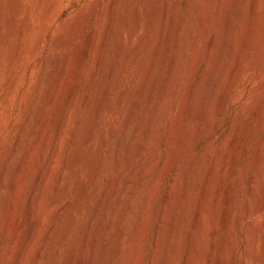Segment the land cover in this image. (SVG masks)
Segmentation results:
<instances>
[{
	"label": "rangeland",
	"instance_id": "rangeland-1",
	"mask_svg": "<svg viewBox=\"0 0 264 264\" xmlns=\"http://www.w3.org/2000/svg\"><path fill=\"white\" fill-rule=\"evenodd\" d=\"M176 1L174 0L172 3L174 4ZM196 1H199L200 9L196 11L193 17L195 20L192 19L189 39H187L185 45L186 52L181 56H175L176 52L169 44L168 37L174 28L171 16H169L168 24H165L167 27L165 26L166 30L164 29V37L162 36L163 38L160 41L159 48H161L156 53L155 58L150 59L158 37L159 15L150 16L149 0H115L116 10L114 16L110 14L109 10L112 4H115L114 0H0V264H9L8 259L14 257L16 251L12 252L14 247L17 248L21 240L27 237L30 228V220L28 215L26 216L29 193L34 189L35 177L45 169V162L47 163L50 149L53 148V142L56 139L57 123H59L63 116L62 113H65L66 109L72 111L69 116L70 119L68 118V121H71L69 123L71 126L68 125L70 127L67 129V133L73 134L75 132L78 140L74 145L66 136L67 139L62 142L63 150L61 149L62 152L58 161L60 165L58 164V167L54 169L56 174L53 171L52 177H48L50 179L55 176L54 180L47 178L48 180L46 179L44 184L47 187L44 186L41 189L42 191L45 189V193L42 192L43 197V194H41L38 210L40 209V215L44 216H41L43 223L40 226L41 228H38V232L36 230L35 238L37 240L30 247L32 251L28 250L25 264H27L26 262L29 264H78L79 248H81L87 226L109 186L107 178L109 151L107 147L113 139L111 132L113 129L117 130L120 127L124 113H126L131 98L134 96V90H137L140 85L143 74L145 76L149 71L151 72L147 77L148 81L146 79V86L144 84L143 91L140 94L146 92L138 97L141 103H139V106L142 108H139V118L135 120L134 126L142 124L140 120L147 118L146 116L153 106L157 107L165 101L167 109L165 108V114L163 112L164 118L161 117V120L156 123L158 127H153L151 130L153 132H150L145 139L144 143L148 147L144 154L132 156L130 160H127L125 154L127 150L124 149H128L132 133L126 131L123 138L125 143L122 146L120 161L123 160L122 163L127 169L137 168L148 158L154 160V164L149 168L145 177L139 180L144 183V188H140L143 190L142 204L140 203L141 205L137 210V221L133 223L127 236L131 237V234L139 233L140 230L138 238L140 242L137 241L130 247L131 251L128 253L130 254L128 255V261L129 259L130 261L127 264H151L154 234H156L163 212H166L167 215L163 222L166 221L167 223H162L164 234L161 235L165 236L167 233L168 236H165V238L169 239L174 228H177V236L179 237L176 238L178 243L176 245L180 248L176 249L178 248L176 246L175 251L173 250L169 256L163 254L162 250L159 251L155 264H165L166 259L169 257L168 264H182V257L187 247L188 233L194 220L197 202L205 177L214 163H216V169L212 173L213 176L210 182L212 187H210V192L212 194L206 201L204 210L205 217L203 220L205 222L203 221V223L206 225L203 224L199 227L200 229L197 231L199 234L193 240L194 246L198 247L201 244V252L200 250L195 252L192 264H207L211 257L220 258L218 264H249L251 260L259 256L260 245L251 250H247L245 246L244 235L248 222L244 220L242 210L247 200L248 180L253 175L258 176L259 182L255 189V197L252 201L254 203L252 204L255 207L259 206V208L264 205V162L260 166H255L254 161H252L253 153L262 144L264 137V88L255 98H251V96L239 100L238 94L245 87L248 89L249 84L252 87L264 82V76L256 82V72L252 75H245L247 74L246 71H249V68L255 65L256 60L261 63V69L264 70V15L260 17L261 20L258 18L259 20L256 21L255 19V22L252 23L248 7L249 0H244L241 7L237 11L235 10L236 12L230 13V17L232 16L230 19L234 27L230 36L231 47L226 48L228 50L224 58L214 57L217 58L214 60L213 57L210 59L207 55V47L212 36L219 29L223 1ZM203 6L207 7L206 12L208 13L206 16L208 18H205L204 29L200 34L197 20ZM135 12L136 15L138 14L137 27H135ZM224 31L222 34L224 37L221 35L224 40L218 38L221 40V42L218 40L219 44L216 40L213 53L218 48L217 45H220L219 50L224 47V42L228 38L227 30L224 29ZM196 34L199 36L198 38H195ZM169 57L173 59H168ZM170 60L173 62L174 68L181 65L178 66V68L180 67L179 70L175 68L179 73L177 74L179 80L173 92L160 94L156 90V84H158L161 73L163 74L162 71H165V69H162L166 68L165 65ZM234 61L237 62L234 63ZM200 64H203L204 69L200 76L198 88L195 90L194 101L190 104L186 99V91L188 90L186 88H188L187 84L189 86V81L195 77L197 68L201 66ZM98 66H100V69ZM193 67H195L194 70ZM234 67H236L237 72L241 71V74L237 73ZM111 70L116 71L113 75L114 78ZM72 72H75V74ZM233 72L234 74L237 73V76L239 74L241 76L239 77L246 82L231 93L225 111L221 115H216L214 109L217 107L221 88H224ZM212 75L218 76H216V88L213 91L211 103L208 105L213 112L211 116L209 114L207 117L209 121L206 124L204 133H201L200 139H196V136H194L198 132V112H195L198 103L196 105V102H198V96L200 95L199 91ZM170 77L171 74L168 78L170 79ZM108 86L112 89L109 91L108 98L104 100L102 94ZM92 91H94L93 99L88 110L85 111L83 104ZM71 95L73 97L70 101L69 97ZM156 96H158L157 99H155ZM65 98L68 100L66 103L71 107L65 103ZM185 101L187 102L185 103ZM70 102H73L74 109ZM185 105L189 107L187 108ZM63 106H65L64 109ZM99 109L100 116L97 125H94V116ZM182 109L186 116V125H189L186 126V131H183L180 121L179 110ZM174 117L175 119H173ZM41 119L43 120L44 130L42 145L36 151V157L31 156L33 158L30 157L31 159L29 158L27 163H22L23 153L36 132ZM80 122H83L82 127L79 125ZM216 125L219 126V130L212 135V129ZM83 137L89 138L88 143L85 145L80 140ZM74 147L78 149V153L76 152L77 160L73 163L74 165L69 166L67 164L68 166H65L69 150ZM14 150L18 153L14 163L9 165L11 176L13 175L10 176L11 181L9 182L11 183H9L2 180V174ZM201 152L204 153L203 158L200 166L196 167L197 172L191 180L193 183L191 184V190L183 196L184 183L181 181L187 173V168L188 171L190 170L191 166L189 164H192V160L198 157ZM57 170L58 172H56ZM14 171L16 174H14ZM63 173L66 177V185L58 195L55 189H57L59 178L64 175ZM131 174L132 172L129 173V176ZM173 179L178 180V187L171 188ZM217 181L218 183H216ZM11 184L12 189L9 187ZM131 185V182L120 185L121 190L119 189L118 195L116 194V201L114 203L111 201V205L108 204V208L106 207L108 209L105 210L107 217L104 215L102 224L104 230L101 227L95 231L97 240L102 239L105 233L107 235L108 232L106 231H108L109 224L112 222L110 221L112 219L108 218L113 216L112 212L114 207L118 205V199ZM225 189L229 191L230 199L227 200L228 202L221 199ZM166 196L168 197L167 201H165ZM11 198L14 200V211H12L13 214L10 215L9 220L11 227H7L10 230L3 231L7 203ZM173 201H177L175 207H173ZM63 205L66 206V210L59 215V211L64 207ZM164 208L165 210L162 212ZM168 213L171 214L170 219ZM12 215H14L13 218ZM175 216L178 219H174ZM166 219H169V223ZM252 221L258 228L264 226V206H261L260 214ZM44 223L45 225H43ZM53 225L55 226L54 234L50 238L44 239L43 242L45 236L42 235H46L48 228ZM8 230L10 233L13 230L15 234L14 232L10 234ZM260 233L257 239L259 243L264 237V232ZM41 239L42 241H40ZM44 247L46 248L44 255H42V258H37L38 252ZM92 247L93 251L91 250L89 264H105L108 261H115L119 256L120 247L118 244L116 245L117 252L112 256L113 258L108 251L105 253L106 249L101 251L97 249V245H92ZM151 249L153 250L151 251ZM160 257L162 258L160 259ZM10 260L12 261V258ZM162 261L165 262L162 263ZM252 264L256 263L253 262Z\"/></svg>",
	"mask_w": 264,
	"mask_h": 264
},
{
	"label": "bare ground",
	"instance_id": "bare-ground-1",
	"mask_svg": "<svg viewBox=\"0 0 264 264\" xmlns=\"http://www.w3.org/2000/svg\"><path fill=\"white\" fill-rule=\"evenodd\" d=\"M119 1V0H118ZM172 1L174 0H149V13H150V16L153 17V16H156V15H159V27H158V37L155 41V44H154V50L153 52L151 53V58L150 59H154L155 56H156V53L158 52V50L161 48H159L160 46V41H161V38H163L164 36V29L166 30V23L167 21H169V16H171V22L173 23V31L171 32V34L169 35L168 39H169V44L171 45L172 49L176 52V55L175 56H181L182 54H184V52H186L185 50V45H186V41L187 39H189V33L191 31V25H192V19L196 13V11L198 9H200V3L199 1H196V0H191L190 2H188L189 0H177L174 4L172 3ZM223 4H222V7H221V12H220V20H219V29L218 31L216 32V34L214 36H212V39L208 45V53L207 55L209 56L210 59H212V57H217L218 59H222L224 58V55L227 53V50L226 48L228 47H231V39H230V36L231 34L233 33V24L231 22V17H230V13L232 12H236L238 8L241 7L242 5V2L244 0H222ZM114 3H115V0H114ZM208 5V4H207ZM98 6V5H97ZM121 6V5H120ZM119 6V7H120ZM243 7V6H242ZM249 12H250V16H251V22L253 23V21L255 22V19L257 21V19L264 15V0H249ZM118 8V7H117ZM159 8H160V13H159ZM206 6L204 7H201V13H200V17L199 19L197 20L198 22V30L201 34V31H203L204 29V23H205V18L207 17V13L206 12ZM109 9V8H108ZM110 10V14L112 16H114L115 14V10H116V3L113 5L112 4V7L109 9ZM236 10V11H235ZM240 10V9H239ZM117 12V11H116ZM233 14V13H232ZM119 15V14H118ZM138 15V14H137ZM137 15H136V12L134 14V17H135V27L138 26V18H137ZM242 15V14H241ZM117 17V16H116ZM208 18V17H207ZM206 18V19H207ZM114 19V18H113ZM258 19V20H259ZM195 20V19H193ZM261 20V19H260ZM106 21V20H105ZM116 21V20H115ZM233 21V20H232ZM110 22V21H109ZM245 22V21H244ZM251 23V24H252ZM168 24V23H167ZM114 25V24H113ZM108 26V25H106ZM166 26V27H165ZM180 26H182L180 28ZM244 27V26H243ZM252 28V27H251ZM108 29V28H107ZM136 29V28H135ZM181 29V30H179ZM227 30V33H228V38L226 39V41L224 42V47L219 50V47L220 45H217V49L215 51V53H213V49H214V45H215V42L217 40V43L219 44L221 42V40L223 38H221V35L223 34L224 31ZM111 30V29H110ZM258 30V29H257ZM236 31V30H235ZM179 32V33H178ZM260 32V31H259ZM131 33V32H130ZM226 33V34H227ZM252 33V32H251ZM108 34V32H107ZM110 35V34H109ZM197 35V34H196ZM112 36V35H111ZM132 36V34H131ZM163 36V37H162ZM223 36V35H222ZM245 36V35H244ZM63 37V36H62ZM94 37V36H93ZM195 37V36H194ZM199 36L197 35L195 38H198ZM224 37V36H223ZM227 37V36H226ZM66 38V37H65ZM95 38V37H94ZM217 38V39H216ZM218 38H220L221 40H219ZM245 38V37H244ZM247 38V37H246ZM93 39V38H92ZM110 39V38H109ZM65 40V39H63ZM218 40L220 42H218ZM224 40V39H223ZM222 40V41H223ZM94 42V41H92ZM245 42V40H244ZM250 42V41H249ZM248 42V43H249ZM162 43V42H161ZM189 44V43H188ZM162 45V44H161ZM246 46V45H245ZM172 50V51H173ZM160 52V51H159ZM246 52V51H245ZM264 53V52H263ZM262 53V54H263ZM160 54V53H159ZM261 54V53H260ZM261 54V55H262ZM216 55V56H215ZM160 56V55H159ZM163 56V55H162ZM264 56V55H263ZM198 57V56H196ZM243 57V56H242ZM262 57V56H261ZM216 58V59H217ZM149 59V60H150ZM168 59H173L172 57H169ZM196 60V58H194ZM192 59V60H194ZM214 58V60H216ZM259 59H260V56H259ZM55 60V59H54ZM102 60V59H100ZM194 60V61H195ZM198 60V59H197ZM208 60V59H207ZM179 61V60H178ZM181 61V60H180ZM102 62V61H101ZM183 62V61H182ZM197 62V61H196ZM218 62V61H217ZM237 62V61H236ZM234 61V63H236ZM257 62V60H256ZM254 62L255 65L251 68H249L250 70L249 71H246L247 74L245 75H252L253 73L256 72V75H255V80L256 82L261 80V78L264 76V70L261 69V63L260 62ZM263 62V61H262ZM99 63V61H98ZM97 63V64H98ZM202 63V62H201ZM208 63V62H207ZM220 63V62H219ZM218 63V64H219ZM228 63V62H227ZM55 64V63H54ZM112 64V63H111ZM153 64V63H152ZM177 64V63H176ZM192 64V63H191ZM194 64V63H193ZM213 64V63H212ZM71 65V64H70ZM100 66H102L101 64H99ZM178 65V64H177ZM195 65V64H194ZM201 65V64H200ZM203 65V64H202ZM199 66L197 68V72L195 73V77L193 79H191L189 82V86L187 84V87L186 88V93H187V101L192 104V102L194 101V94H195V90L198 88V85H199V80H200V76L203 72V66ZM208 65V64H207ZM205 65V66H207ZM55 66V65H54ZM98 66V68L100 67ZM178 66H181V65H178ZM178 66H176L175 68L177 70H179ZM196 66V65H195ZM210 66V65H209ZM87 67V66H86ZM166 68H163L162 70L165 69V71H162L163 74L161 73V76L160 78L157 80L158 84H156V90L157 92H159L160 94L161 93H170V92H173L174 91V87H176V84L179 80V73H177V70L174 68L173 66V62L170 60L168 61V63L165 65ZM173 67V68H172ZM192 67V66H191ZM212 67V66H211ZM215 67V66H214ZM238 67V66H237ZM242 67V66H241ZM153 68V67H152ZM195 67H193L192 69L194 70ZM236 72H237V69L236 67H234ZM100 69V68H99ZM103 69V68H102ZM112 69V68H111ZM74 70V69H73ZM114 70V68H113ZM234 70V71H235ZM95 71V70H94ZM112 71V70H111ZM113 72V71H112ZM116 72V71H114ZM112 73V76L115 75V73ZM151 71H149L145 76L143 74V79L141 80V83H139L140 85L138 86L137 90H134V96L133 98H131V101H130V104L127 108V111L126 113H124V116L122 118V122L120 124V127L116 130V129H113L112 132H111V135L113 137L112 141L110 142V144L108 145L107 149L109 151V156H108V160H109V169H108V182H109V186L107 187V190L106 192L103 194L102 196V199L100 201V203L98 204V207L95 211V213L93 214L94 216H92L91 218V221L90 223L88 224L87 226V229H86V233H85V236H84V239H83V242H82V245H81V248H79L80 252H79V260H78V264H89V261H90V258H91V250H92V245L95 246L97 245V249L103 251L104 249H106V252L108 251V253L111 255V257L113 255H115V253L117 252V249H116V245L118 244L119 245V256L118 258L115 260V261H108L106 262L105 264H127L129 261H128V254L131 250H130V247L135 244L139 238V233L141 232L139 230V233L136 232L134 233L133 235L131 234V237H128L127 234L130 232L129 230L132 228L131 226L133 225L134 222H136L137 218H136V215H137V210L139 209V206L142 204L141 203V198H142V193H143V190L140 189L141 187L144 188V183L140 182L139 180L142 178V177H145V174L148 172L149 168L152 167V165L154 164V160L152 159H145L146 161H144V163L140 164V166H138L137 168L135 169H127V167L124 166V163H122V161H120V154L122 153V146H123V143H125V141L123 140V138L125 137V134H126V131L127 132H131V138H130V145L128 144V149H124V150H127V153L125 152L126 154V159L127 160H130V158L132 156H137V155H140V154H144V152H146V149H147V145H145L144 141L145 139L148 137L149 133L150 132H153L151 131L153 129V127H158L157 126V122L161 120V117L164 118L163 116V112L165 114V108H166V102L163 101L160 105H158L157 107H154L153 108H150L149 110V113L148 115L146 116L147 118L145 120H140L142 121V124L140 123L139 126H134V123H135V120H137L139 117V108L141 106H139V95H142L140 94L141 91H143V88H144V84L146 86V79L147 77L149 76ZM179 72V71H178ZM193 72V71H192ZM239 72V71H238ZM237 72V73H238ZM241 72V71H240ZM239 72V74H241ZM73 73V72H72ZM77 73V72H76ZM209 73V72H208ZM217 73H219L217 71ZM237 73L231 75L230 79L228 80V82L226 83V85L224 86V88L222 87V91L220 92V96L218 97V103H217V107L216 109H214V114L216 115H221L226 107H227V104H228V100H229V96L231 95V93L238 87L240 88L242 86V84L244 82H246L245 80H242L240 77V75L238 74V76L236 75ZM47 74V73H46ZM67 74V72H66ZM75 74V72L73 73ZM102 74V73H101ZM171 74V77L170 79L168 78L169 75ZM210 74V73H209ZM215 74V73H214ZM68 75V74H67ZM70 75V74H69ZM45 76V75H44ZM75 76V75H74ZM99 76V75H98ZM101 76V75H100ZM111 76V77H112ZM118 76V75H117ZM207 76V75H206ZM211 76V74H210ZM216 76L217 75H212V77L208 78L207 82L201 85H203L201 91H199L200 95L198 96V102H196V105L198 103V106L196 107L197 108V111L195 110V112H198L197 113V135H194L196 136V139L200 137L201 133L203 132L204 133V129L206 127V124L208 123V115L210 114L211 116V113L213 111H211V107L209 108V103L210 100H211V97H212V94H213V91L215 90V82H216ZM240 76V77H239ZM43 77V76H42ZM81 77V76H80ZM115 76H113L114 78ZM193 77V76H192ZM218 77V76H217ZM247 77V76H245ZM117 78V77H116ZM206 78V77H204ZM244 78V77H242ZM26 79H27V75H26ZM49 79V78H48ZM94 79V78H93ZM150 79V78H149ZM72 80V79H71ZM64 81V80H63ZM80 81V80H79ZM115 81V80H114ZM148 81V79H147ZM204 81V80H203ZM70 82V80H69ZM156 82V81H155ZM226 82V81H225ZM76 83V81H75ZM80 84V83H79ZM104 84V83H103ZM224 84V83H223ZM61 85V84H60ZM114 85V84H112ZM148 85V84H147ZM150 85V84H149ZM148 85V86H149ZM217 86V85H216ZM264 88V82L263 83H258L256 84L255 86H250L249 84V88L246 89V87L244 89H242L241 91H239V94H238V99L241 100V99H245V98H248V97H251V98H255L257 97L260 92L262 91V89ZM109 86L104 90L103 94H102V99L106 100L108 98V95L110 94L109 91H111ZM155 90V91H156ZM76 91V90H75ZM52 92V90H51ZM60 92V91H59ZM67 92V91H66ZM22 93V91H21ZM62 93V92H61ZM64 93V92H63ZM156 93V92H155ZM154 93V94H155ZM20 94V92H19ZM67 94V93H66ZM65 94V95H66ZM73 94V93H72ZM68 95H69V92H68ZM147 95V94H145ZM157 95V94H155ZM51 96V95H50ZM75 96V95H74ZM93 96H94V91H92L90 93V95L87 97L88 99L85 100V105L83 104V106L85 107V111L88 110L89 108V104L91 102V100L93 99ZM148 96V95H147ZM146 96V97H147ZM52 97V96H51ZM62 97V96H61ZM69 97V96H68ZM71 97H73L72 95L69 97L70 98V101H71ZM142 97V96H141ZM145 97V96H144ZM77 98V96H76ZM153 98V97H152ZM158 96H156L155 99H157ZM50 99V98H49ZM147 99V98H146ZM151 99V98H150ZM149 99V100H150ZM185 99V100H186ZM56 100V99H55ZM61 100V99H60ZM73 100V98H72ZM74 100H75V97H74ZM103 100V102H104ZM144 100V99H143ZM182 100V99H181ZM66 98H65V103H66ZM147 101V100H145ZM185 101V103L187 102ZM197 101V99H196ZM213 101V100H212ZM169 102V101H167ZM61 103H62V100H61ZM71 103V102H70ZM73 103V102H72ZM71 103V105H72ZM38 104V103H37ZM67 105H69L68 103H66ZM141 104V103H140ZM181 104V103H180ZM188 104V103H187ZM186 104V105H187ZM75 105V104H74ZM185 105V106H186ZM70 106V105H69ZM73 106V105H72ZM193 106V105H192ZM211 106V105H210ZM65 106H63V109H64ZM71 107V106H70ZM182 107V106H181ZM187 107V106H186ZM189 107V106H188ZM187 107V108H188ZM69 108V107H68ZM73 109L75 108L74 106L72 107ZM142 108V107H141ZM215 108V107H214ZM70 109V108H69ZM167 109V108H166ZM180 109V108H179ZM185 109V108H184ZM53 110V109H52ZM72 110V109H70ZM34 111V110H33ZM56 111V110H55ZM54 111V112H55ZM64 111V110H63ZM180 111V121H181V126H182V129L183 131H186L185 128L186 126V116L184 115L183 113V109L182 110H179ZM72 111H69L68 109L65 110V113H62L63 116L62 118L60 119L59 123L58 124V131H57V135H56V139L55 142H53L54 146L50 152V155H49V158L47 160V163L45 162V169L43 172H40L38 174L37 177H35L36 180L35 181V185H34V189L31 191V193H29V197H28V207L26 208L27 209V213H26V216L28 215L29 217V220H30V228H29V231L27 233V237L23 240H21V242L19 243L20 245L16 248L14 247H11L13 249L12 252H14V257H11L12 258V261L10 260L11 258H7L9 262V264H25V258H26V255L28 253V250H30V247L33 245V243L35 242V240H37L35 237H36V230L38 232V228L41 226V224L43 223V218L44 216L40 215L39 211L40 209L38 210L39 206H40V201H41V194H43L42 192L45 191V189L42 191L41 189L45 186V182H46V179L51 176L52 177V173L55 169V167L57 168L58 167V164L60 165V163H58L59 161V157L61 155V149H62V142L68 138V140H70L74 145L76 144L77 142V138L76 137L77 135H75V132L73 134H69L67 133V129L71 126L69 123L71 121H68V118L70 116V113ZM52 113V112H51ZM187 113V112H186ZM189 113V112H188ZM147 114V113H146ZM72 115V114H71ZM84 115V114H83ZM100 116V109L96 112L95 116H94V125H97V121H98V118ZM189 116V115H188ZM209 116V117H210ZM145 118V117H144ZM143 118V119H144ZM70 119V118H69ZM85 119V118H84ZM175 119V117L173 118ZM213 119V117H212ZM264 119V118H263ZM83 120V119H82ZM81 120V121H82ZM86 120V119H85ZM163 120V119H162ZM88 121V120H87ZM81 124V127H82V124L83 122H80ZM84 123H87V122H84ZM27 124V123H26ZM160 124V123H159ZM30 125V124H29ZM45 125V124H44ZM68 125H70L68 127ZM171 125V124H170ZM26 126V125H25ZM189 126V125H188ZM37 130L36 132L33 134L32 136V139L30 141V143L28 144V146L26 147L25 151H24V155H23V158L22 159V163H27V160L33 156V157H36L35 153L36 151L39 149V147L42 145V142H43V120L41 119L40 120V123H39V126H37ZM57 127V126H56ZM78 127V125H77ZM87 127V126H86ZM85 127V128H86ZM32 128V127H31ZM93 128V127H92ZM95 128V127H94ZM93 128V129H94ZM179 128V127H178ZM81 129V128H80ZM92 129V130H93ZM175 129V128H174ZM32 130V129H31ZM34 130V129H33ZM79 130V129H77ZM82 130V129H81ZM219 130V126L216 125L214 126V128L212 129V135L215 134L217 131ZM66 131V132H65ZM171 131V130H170ZM174 131V130H173ZM177 131V130H176ZM189 131V130H188ZM24 132V131H23ZM69 132V130H68ZM73 132V131H72ZM78 133V131H76ZM92 132V131H91ZM190 132V131H189ZM196 132V131H195ZM194 132V133H195ZM25 133V132H24ZM68 135H67V134ZM176 133V132H175ZM31 134V133H30ZM128 134V133H127ZM181 134V133H180ZM23 136V135H22ZM67 136V138H66ZM81 137V135H79ZM83 136V135H82ZM89 136V135H88ZM91 136V135H90ZM28 137V136H27ZM152 137V136H151ZM154 137V136H153ZM161 137V136H160ZM175 137V136H174ZM204 138V137H203ZM127 139V138H126ZM155 139V138H154ZM174 139V138H173ZM200 139V138H199ZM24 140V139H23ZM27 140V138H26ZM81 140V143L83 145L87 144L88 141H89V138L88 137H83L82 139L80 138ZM79 140V142H80ZM158 140V139H157ZM189 140V139H188ZM128 141V140H127ZM150 141V140H149ZM175 141V140H174ZM187 141V140H186ZM195 141V140H194ZM193 141V142H194ZM152 142V141H151ZM19 143V142H18ZM150 143V142H148ZM186 143V142H185ZM17 144V143H16ZM196 144V143H195ZM222 144V143H221ZM22 145V144H21ZM73 145V146H74ZM125 145V144H124ZM151 145V143L149 144ZM184 145V144H183ZM19 146V145H17ZM160 146V145H159ZM180 146V145H179ZM189 146V145H188ZM209 146V145H208ZM150 147V146H149ZM127 148V147H126ZM151 148V147H150ZM178 148V147H177ZM174 149V148H173ZM18 150V149H17ZM63 150V149H62ZM263 150H264V137H263V142L261 145H259L255 152L253 153V160L254 161L253 163H255L254 165L257 166V165H261L263 164L264 162V157H263ZM70 152L67 154L68 157H67V161H66V164L65 166L68 164L69 166L72 165L73 163H75V161L77 160V154L76 152L78 151V149H76L75 147L71 150H69ZM17 153L18 151H13L12 152V155H11V158L9 160V163L7 164L5 170L3 171V174H2V180L5 181V182H9L11 181L10 179V176H11V173H10V168H9V165L13 164L14 161H15V158L17 156ZM78 153V152H77ZM200 153V152H199ZM203 152H201V154L196 157L194 160H192V164H189L190 166V170L188 171V168H187V173H185L184 177H183V180L181 182L184 183V191H182V195H186V193H188L190 190H191V184L192 183V179L194 178V174L197 172L196 170V167H199L200 166V162L202 161V158H203ZM158 155V154H157ZM184 155V154H183ZM97 156V155H96ZM125 156V155H124ZM172 156V155H171ZM180 156V155H179ZM182 156V154H181ZM196 156V155H195ZM31 157V158H33ZM30 158V159H31ZM62 158V157H61ZM19 159V160H21ZM205 159V158H204ZM66 160V159H65ZM181 160V159H180ZM61 161V160H60ZM63 161V160H62ZM125 161V160H124ZM217 161V160H216ZM142 162V161H141ZM180 162V161H179ZM19 163V162H18ZM21 163V162H20ZM128 163V162H127ZM168 163V162H167ZM191 163V162H190ZM219 163V162H217ZM93 164V163H92ZM170 164V163H169ZM21 165V164H20ZM61 165H62V162H61ZM67 165V166H68ZM74 165V164H73ZM177 165V164H176ZM219 165V164H218ZM253 165V167H254ZM92 166V165H91ZM95 166V165H94ZM21 167V166H20ZM19 167V168H20ZM134 167V166H133ZM176 167V166H175ZM30 168V167H29ZM62 168V167H60ZM95 168V167H94ZM93 168V169H94ZM174 168V167H173ZM234 168V167H233ZM92 169V167H91ZM186 169V168H185ZM216 169V163L213 164V166L211 167V169L208 171L206 177H205V181H204V185H203V188H202V191H201V194L199 196V199H198V202H197V206H196V209H195V216H194V220H193V223L191 225V228H190V231L188 233V243L187 244V247L185 249V253L183 255V259H182V264H192L193 262V257H194V254L197 250H200L201 249V244L200 246L199 245V242H198V247H196V245L194 246V239L197 238V234H199V232L197 233V231H199V227L201 225H206L205 223H203V221L205 222L204 219V210H205V203L206 201L211 197L210 194H212L210 192V182H211V177L213 176V172L214 170ZM261 169V168H260ZM92 171V170H91ZM17 172V171H16ZM58 172V170L56 171ZM132 172L131 176H129V173ZM186 172V170H185ZM55 173V171H54ZM53 173V174H54ZM92 173V172H91ZM162 173V172H161ZM227 173V172H226ZM14 174L15 171H14ZM26 174V173H25ZM24 174V175H25ZM56 174V173H55ZM64 174V173H63ZM92 175V174H90ZM13 176V175H12ZM11 176V177H12ZM15 176V175H14ZM29 176V175H28ZM176 176V175H175ZM22 177V176H21ZM54 177L53 178H50V179H53L54 180ZM92 177V176H90ZM215 177V176H214ZM225 177V176H224ZM14 178V177H13ZM26 178V177H25ZM176 178V177H174ZM49 179V178H48ZM47 179V180H48ZM49 179V180H50ZM150 179V178H149ZM233 179V178H232ZM52 180V182H53ZM224 180V179H223ZM56 181V180H55ZM151 181V179H150ZM161 181V180H160ZM13 182V181H12ZM21 182V181H20ZM58 187L57 189H55L54 191L58 193H61V191L64 190L65 188V185H66V177H65V174L64 175H61V177L59 178V181H58ZM125 182H131L132 185L127 189L125 190L123 193H122V196L118 199V205L114 207L113 209V218H108V219H112L110 221H112L109 225V229L106 235L105 233V236L100 239V240H97L96 237H95V231L97 229H100L102 227V224H103V217H105V210L108 208L107 206L111 205V201H113V203L116 201V194L118 191L121 190L120 188V185L124 184ZM148 182V181H147ZM258 176L256 175H253L249 178L248 180V185H247V200H246V203L244 204V207H243V210H242V215H243V218L245 221H247L248 223L246 224L247 227H246V231H245V246L247 248V250H251V249H256L258 245H260V248H261V251L259 253V256L254 260H251V262H249V264H252L253 262L256 263V264H264V237H262L260 243L258 242V237L260 236V232H264V226H261L260 228L256 227L255 224L253 223V218H255L258 214H260L261 212V206H264V205H261L260 208L259 206L258 207H255L254 202H252L254 200V197H255V189L257 188V185H258ZM11 183V182H9ZM54 183V182H53ZM146 183V182H145ZM170 183V182H169ZM218 183V181L216 182ZM180 184V183H179ZM15 185V184H14ZM47 185V183H46ZM171 188L172 187H178V180L177 179H173L171 181ZM182 185V184H181ZM224 185V184H223ZM232 185V184H231ZM22 186V185H21ZM11 189L13 188L12 184L11 186ZM15 187V186H14ZM47 187V186H45ZM49 187V186H48ZM18 188V187H17ZM20 188V187H19ZM153 188V187H152ZM212 188V187H211ZM214 188V187H213ZM217 188V187H216ZM10 189V190H11ZM16 189V188H15ZM14 189V190H15ZM120 189V190H119ZM183 189V188H182ZM180 189V190H182ZM228 189V188H227ZM171 190V189H170ZM179 190V191H180ZM229 190V189H228ZM225 189V191L223 192V196H221L222 200H224L225 202L230 199L229 197V191ZM193 191V190H192ZM15 192V191H14ZM12 193V192H11ZM45 193V192H44ZM171 193V192H170ZM56 194V193H55ZM168 194V193H167ZM179 194V193H177ZM181 194V193H180ZM179 194V195H180ZM191 194V193H190ZM12 195V194H10ZM118 195V194H117ZM166 195V194H165ZM181 195V196H182ZM199 195V194H198ZM1 196V195H0ZM44 196V194L42 195V197ZM48 196V195H47ZM51 196V195H50ZM169 196V195H168ZM258 196V195H257ZM46 197V196H45ZM55 197V196H54ZM13 198V197H12ZM11 198V200L7 203V208H6V213H5V217H4V221H3V231H7L6 229H9L7 227H11V225L9 224V220H10V215L13 214L12 211H14V200ZM49 198V197H48ZM152 198V197H151ZM179 198V197H178ZM181 198V197H180ZM1 199V197H0ZM45 199V198H44ZM50 199V198H49ZM187 199V198H186ZM218 199V198H217ZM150 200V199H149ZM168 200V197L166 196V200ZM177 200V199H175ZM181 200V199H180ZM184 200V198H183ZM182 200V201H183ZM45 201V200H43ZM42 201V202H43ZM179 201V200H178ZM215 201V200H214ZM223 201V202H224ZM264 201V200H263ZM172 202V201H171ZM174 202V201H173ZM228 202V201H227ZM141 203V204H140ZM109 204V205H108ZM177 205V201H175L173 203V207H175ZM179 205V204H178ZM181 205V204H180ZM209 205V204H208ZM44 206V205H43ZM64 206V205H63ZM62 206V207H63ZM166 206V205H165ZM172 206V205H171ZM185 206V205H184ZM182 206V207H184ZM229 206V205H228ZM227 206V207H228ZM48 207V206H47ZM46 207V208H47ZM51 207V206H50ZM107 207V208H106ZM152 207V206H151ZM172 207V208H173ZM181 207V208H182ZM188 207V206H187ZM230 207V206H229ZM228 207V208H229ZM45 208V209H46ZM68 208V207H67ZM207 208V206H206ZM213 208V207H212ZM16 209V208H15ZM54 209V207H53ZM49 210V209H48ZM66 210V206H64L60 211H59V215L61 213H63L64 211ZM108 210V209H107ZM165 210V208L162 210V212ZM180 210V209H179ZM47 211V210H46ZM147 211V210H146ZM183 211V210H182ZM186 211V210H185ZM16 213V212H15ZM58 213V212H57ZM166 212H163L161 217H160V222L157 226V229H156V234H154L155 238H154V250L151 249V251L153 250L152 252V256H151V264H155L157 262V254L159 251H163L162 253L166 254L167 256L171 255V252L174 250L175 251V248L177 241H176V238L179 237L177 236L178 234V231L176 230L177 228H174V231L172 232V236L171 238L169 239H166L165 236H168L166 235V230H165V236L164 235H161L163 233V229L164 227L162 228V223L165 224L164 219H165V216H167L165 214ZM176 213V212H175ZM51 214V213H49ZM48 214V215H49ZM108 214V213H107ZM169 214V213H168ZM188 214V213H186ZM16 215V214H15ZM105 215V216H104ZM170 215L169 214V219H170ZM14 215H12V218H13ZM42 216V217H41ZM58 216V215H57ZM56 216V217H57ZM62 216V215H61ZM177 216V215H176ZM175 218L174 219H178V218ZM180 216V215H179ZM107 217V216H106ZM217 217V216H216ZM147 219V218H146ZM168 219V220H169ZM181 219V218H180ZM214 219V218H213ZM224 219V217H223ZM50 220V219H49ZM143 220V219H142ZM141 220V222H142ZM159 220V219H158ZM167 220V219H166ZM167 220V221H168ZM219 221V220H218ZM12 222V220H11ZM48 222V221H46ZM158 222V221H157ZM172 222V220H171ZM177 222V221H176ZM175 222V224H176ZM208 222V221H207ZM215 222V221H214ZM217 222V221H216ZM220 222V221H219ZM144 223V222H142ZM167 223V222H166ZM169 223V221H168ZM9 224V225H8ZM147 224V223H145ZM157 224V223H156ZM178 224V223H177ZM189 224V223H188ZM45 225V223L43 224ZM142 225V224H141ZM179 225V224H178ZM217 225V223H216ZM144 226V225H142ZM165 226V225H164ZM167 226V225H166ZM177 226V225H176ZM208 226V225H207ZM214 226V225H213ZM141 227V226H140ZM173 227V226H172ZM206 227V226H205ZM214 227H217V226H214ZM41 228V227H40ZM43 228V227H42ZM13 229V228H12ZM19 229V228H18ZM103 229V227H102ZM183 229V228H182ZM204 230L206 228H203ZM10 230V229H9ZM8 230V231H9ZM104 230V229H103ZM173 230V229H172ZM211 230V229H210ZM133 231V230H132ZM155 231V230H154ZM207 231V230H206ZM14 232L13 230L11 231V233ZM27 232V231H26ZM41 232V231H40ZM55 232V226H51L50 228H48L47 232H46V235H43L42 236H45L43 238V242H44V239H48L50 238ZM134 232V231H133ZM132 232V233H133ZM168 232V231H167ZM211 232H213L211 230ZM10 233V231H9ZM10 233V234H11ZM20 233V232H19ZM99 233V232H98ZM101 233V232H100ZM180 233V232H179ZM187 233V232H186ZM8 234V232H7ZM15 234V232H14ZM164 234V233H163ZM202 234V233H201ZM13 235V234H12ZM11 235V236H12ZM38 235V234H37ZM40 235V234H39ZM212 235V234H211ZM263 235V233H262ZM261 235V236H262ZM9 236V234H8ZM14 236V235H13ZM17 236V235H15ZM264 236V235H263ZM100 237V235H99ZM20 239V238H19ZM13 240V239H12ZM39 240V239H38ZM141 240V239H140ZM153 240V239H152ZM201 240V239H200ZM42 241V239L40 240ZM187 241V240H186ZM198 241V240H197ZM206 241V240H205ZM15 242V241H14ZM51 242V241H50ZM140 242V241H139ZM180 242V241H179ZM16 243V242H15ZM37 243V242H36ZM117 243V244H116ZM95 244V245H94ZM151 244L153 245V243L151 242ZM185 244V245H186ZM16 245V244H14ZM12 246V244H11ZM45 246V245H44ZM49 246V245H48ZM51 246V245H50ZM136 246V245H135ZM210 246V245H209ZM47 247V246H46ZM153 247V246H152ZM16 248V249H15ZM180 247L178 246V248L176 249H179ZM204 248V247H203ZM10 249V248H9ZM33 249V248H32ZM103 249V250H102ZM140 249V248H139ZM37 250V249H35ZM39 250V249H38ZM37 250V251H38ZM46 248H42L38 254H37V258H42V255H44V252H45ZM133 250V249H132ZM184 250V249H182ZM226 251V249H224ZM32 251V250H30ZM93 251V250H92ZM221 251V250H220ZM36 252V251H35ZM100 252V251H99ZM140 252V251H139ZM198 252V251H197ZM201 252V250H200ZM96 253V252H95ZM31 254V253H30ZM10 255V254H9ZM8 255V256H9ZM33 255V254H32ZM101 255V254H100ZM138 255V254H137ZM150 255V254H149ZM159 255V254H158ZM173 255V254H172ZM202 255V254H201ZM224 255V254H223ZM11 256V255H10ZM36 256V255H35ZM132 256V255H131ZM110 257V256H109ZM137 257V256H136ZM159 257V256H158ZM165 257V256H164ZM178 257V256H177ZM28 258V257H27ZM30 258V257H29ZM28 258V259H29ZM96 258V257H95ZM99 258V257H97ZM113 258V257H112ZM162 257H160L161 259ZM35 259V258H34ZM150 259V258H149ZM170 259L167 258V262H165V258L164 260L165 261H162L165 262V264H168V260ZM247 259V258H246ZM181 260V259H180ZM172 261V260H171ZM33 262V261H32ZM35 262V261H34ZM33 262V263H34ZM138 262V261H137ZM181 262V261H180ZM220 262V258L219 259H216V257H211L209 260H208V263L207 264H218ZM27 264H29L28 262H26ZM161 263V262H160ZM172 263V262H171ZM70 264V263H69ZM95 264V263H94ZM140 264V263H139ZM164 264V263H163ZM196 264V263H195Z\"/></svg>",
	"mask_w": 264,
	"mask_h": 264
}]
</instances>
